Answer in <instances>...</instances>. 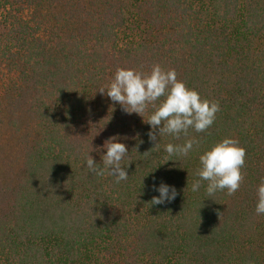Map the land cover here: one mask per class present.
I'll return each mask as SVG.
<instances>
[{
    "label": "trees",
    "instance_id": "16d2710c",
    "mask_svg": "<svg viewBox=\"0 0 264 264\" xmlns=\"http://www.w3.org/2000/svg\"><path fill=\"white\" fill-rule=\"evenodd\" d=\"M154 64L219 103L205 133L154 148L151 106L99 92ZM113 136L129 152L119 184L84 166ZM226 137L246 149L239 190L192 192L199 155ZM186 139L187 157L167 156ZM262 178L264 0H0V264H264ZM154 181L176 198L152 205Z\"/></svg>",
    "mask_w": 264,
    "mask_h": 264
},
{
    "label": "clouds",
    "instance_id": "9594fccd",
    "mask_svg": "<svg viewBox=\"0 0 264 264\" xmlns=\"http://www.w3.org/2000/svg\"><path fill=\"white\" fill-rule=\"evenodd\" d=\"M110 101L119 104L126 113L139 116L151 106L148 116L150 126L148 137L159 147V137L172 136L179 139L187 136L189 129L196 133H205L215 122L216 113L220 111L218 102L201 98L200 94L189 89L185 83L177 79L175 70H164L154 64L151 71L144 73L131 68H117L109 85L99 89ZM159 102V103H157ZM119 137L113 136L105 141L100 163L94 162L90 153L84 166L95 176H111L116 184L127 181V167L122 161L128 157V149L124 143L118 142ZM195 139H186L183 144L168 143L164 151L168 157H187L195 144ZM153 148V149H154ZM246 149L239 146L238 141L224 138L214 143L199 155V167L196 169L190 189L198 192L202 182H206L205 193L211 197L218 191H226L228 195L236 193L243 179L241 169L245 164ZM152 205H161L176 198L173 186L154 181ZM257 202L255 213L264 215V178L256 187Z\"/></svg>",
    "mask_w": 264,
    "mask_h": 264
}]
</instances>
